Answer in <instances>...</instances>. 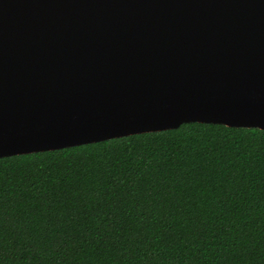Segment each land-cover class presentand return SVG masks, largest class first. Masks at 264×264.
<instances>
[{
  "label": "water",
  "instance_id": "1",
  "mask_svg": "<svg viewBox=\"0 0 264 264\" xmlns=\"http://www.w3.org/2000/svg\"><path fill=\"white\" fill-rule=\"evenodd\" d=\"M189 122L264 129V0H0V157Z\"/></svg>",
  "mask_w": 264,
  "mask_h": 264
},
{
  "label": "trees",
  "instance_id": "2",
  "mask_svg": "<svg viewBox=\"0 0 264 264\" xmlns=\"http://www.w3.org/2000/svg\"><path fill=\"white\" fill-rule=\"evenodd\" d=\"M0 264H264V129L0 157Z\"/></svg>",
  "mask_w": 264,
  "mask_h": 264
}]
</instances>
